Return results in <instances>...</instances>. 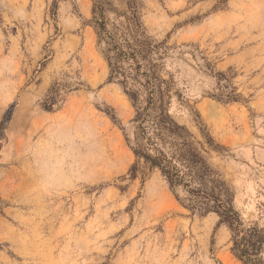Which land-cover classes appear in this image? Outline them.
Here are the masks:
<instances>
[{"label":"rangeland","instance_id":"obj_1","mask_svg":"<svg viewBox=\"0 0 264 264\" xmlns=\"http://www.w3.org/2000/svg\"><path fill=\"white\" fill-rule=\"evenodd\" d=\"M136 1L167 48L169 113L223 147L205 144L208 160L264 226V0ZM92 4L0 0V264H240L215 214L192 215L142 163L130 178L134 108L108 80Z\"/></svg>","mask_w":264,"mask_h":264},{"label":"trees","instance_id":"obj_2","mask_svg":"<svg viewBox=\"0 0 264 264\" xmlns=\"http://www.w3.org/2000/svg\"><path fill=\"white\" fill-rule=\"evenodd\" d=\"M59 1V0H55ZM92 23L97 43L103 45L108 80H115L134 108L135 157L129 169L135 179L142 163L148 171L156 170L175 199L192 215L215 214V229L225 226L229 231V251L240 264H264V226L246 222L234 206V193L220 170L208 160V148L219 151L205 128L200 127L204 143L169 113L172 82L161 76L164 41L156 42L141 21V4L125 0L119 10L111 0H92ZM56 5V4H55ZM113 13L111 27L106 13ZM235 90L225 94L226 102L237 101ZM56 102L51 95L44 108L51 110ZM207 145L204 147V145ZM183 197L179 196V193Z\"/></svg>","mask_w":264,"mask_h":264}]
</instances>
